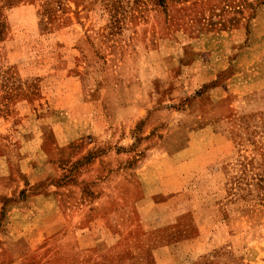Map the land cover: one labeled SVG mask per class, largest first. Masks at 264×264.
<instances>
[{
	"label": "rangeland",
	"instance_id": "374dc122",
	"mask_svg": "<svg viewBox=\"0 0 264 264\" xmlns=\"http://www.w3.org/2000/svg\"><path fill=\"white\" fill-rule=\"evenodd\" d=\"M15 259L264 264V0H0Z\"/></svg>",
	"mask_w": 264,
	"mask_h": 264
},
{
	"label": "crops",
	"instance_id": "0c3cea01",
	"mask_svg": "<svg viewBox=\"0 0 264 264\" xmlns=\"http://www.w3.org/2000/svg\"><path fill=\"white\" fill-rule=\"evenodd\" d=\"M55 200H57V199L56 198H53L52 196H49V198L45 199L46 202H52V201H55ZM51 228L52 227L49 224V226L47 228V231H46V233L44 235V239L51 238L55 234L56 229L55 230H52ZM17 261H18L17 259H15L14 261L11 260V264H16Z\"/></svg>",
	"mask_w": 264,
	"mask_h": 264
}]
</instances>
